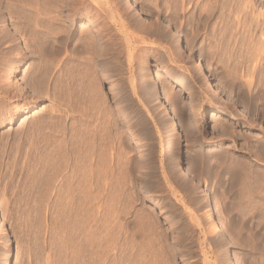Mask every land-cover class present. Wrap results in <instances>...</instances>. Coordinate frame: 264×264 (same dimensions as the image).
<instances>
[{"label":"rangeland","instance_id":"obj_1","mask_svg":"<svg viewBox=\"0 0 264 264\" xmlns=\"http://www.w3.org/2000/svg\"><path fill=\"white\" fill-rule=\"evenodd\" d=\"M108 1L101 5L119 1L121 13L102 34L120 55L107 53L101 84L91 85L89 103L81 98L95 131L106 132L88 151L90 185L96 190L107 172L106 186L76 211L70 206L85 199L76 192L73 201L65 182L69 97L30 85L39 55L30 54L22 25L13 22L11 1L0 3V84L9 92L0 94V264H227L225 254L236 264H264V0ZM74 18L73 42L61 43L48 65L41 61L50 77L69 60H84L88 30L98 34L92 19ZM194 62L236 108L208 87ZM15 63L19 86H10L6 71ZM150 64L179 122V142L147 86ZM209 105L235 119L207 118ZM180 149L188 176L177 166ZM203 191L223 233L202 216Z\"/></svg>","mask_w":264,"mask_h":264},{"label":"bare ground","instance_id":"obj_2","mask_svg":"<svg viewBox=\"0 0 264 264\" xmlns=\"http://www.w3.org/2000/svg\"><path fill=\"white\" fill-rule=\"evenodd\" d=\"M0 1H1L0 3H2V0H0ZM8 1H11V2H9L10 7L8 4V8L11 9V7H12L13 16H12V11L10 9L9 10L11 12L12 18H14L13 22H16L17 24L22 25V26L18 25V26H20L19 30L22 27V32H24L23 36L26 37L27 46L29 47V49L31 51L30 54H35V55L38 54L39 55V56L37 55L38 56L37 59H39L40 61L38 60L39 62L36 64L34 62L35 66L33 69H31L32 71L30 70L31 71L30 75H29L30 76V80H29L30 85H32L34 87L36 92H42V91L48 89L49 90V91L47 90L49 92L48 94L52 97H55V98H60L61 96L63 97V93L60 96L61 90L63 92H66L65 93L66 96L68 95V97H69L66 104L70 106L71 112L63 115V117L65 120H66V118L69 120L70 127H71L69 129V131H72L69 134V137H67V140H69L67 152L68 153L70 152L69 155H71L70 161L72 162V164L69 167L70 172L68 171L69 173L66 175L65 182L68 180V182L70 183L68 185H70L72 187V189H71L72 193L70 196L72 198V200H73V198H76L75 197L76 192H78L77 194L80 193V196L82 195L83 198L85 199V201H83L84 203L81 201V203H83V205L80 202L77 203V204H79V206H76L77 205L76 203H75V205H73L72 203H69V206L72 204V206H70L71 209L73 210L75 208H78V209L80 208V209L86 210V209H88V205H89V202H87V198H89V196L91 194H93L94 190H95V189L93 190L91 188L92 185H90V183L92 181V173H90V172H92L91 168H92V166H94V165H92L94 161H92L90 159H92V157L94 156V154H93L94 152L90 153L88 151H89V149H92V148L94 149L95 146L100 147V144L103 143V137H104V135H106V132L104 134H102L98 128H97L98 131H95L94 127L96 128L98 126L97 125L94 126L93 119H95V118L93 117V115L91 113L90 106L86 105V101L82 102L81 98L83 100L85 98L88 99L87 101L89 103V100L91 99V96L94 92V90H92L91 85L93 86V84H94V86L96 87L99 85L98 83L101 84V82H99L100 81L99 79L101 78L102 73L105 72L106 60H109L106 58L107 53L111 52V51L114 52L115 58H118V56L120 55L119 54L117 56L118 50L115 47L116 43H114L113 41L112 42L109 41V39H107L106 36H104V34H102L105 30H107L106 27H108V28L111 27L110 25L108 26V22L111 21L112 23H115L116 16H118L121 13L120 12L121 6L119 5L120 2L118 1V3L113 2L110 4H106L109 1L104 0V1H106L105 4L107 5V6L106 5L104 6L103 4L101 5V1H103V0H100V4L98 3L99 0H8ZM75 16H86L87 18L92 19L95 26H99L98 34L97 35L94 34L91 31L92 28L90 31L88 30L89 33H88V35H86V37L88 36V38H86V39H88V41L85 42L84 46L83 45L81 46L85 51L89 52V55L85 56L84 60H81L80 62L75 64L74 61H72L73 59H71V60H69L70 64L68 63L67 66L62 65L61 69L59 67L60 70H58L59 72L57 73V75L54 76V74H53L52 77H50V74H49L50 72L48 73V71L49 70L51 71L52 69L51 68L49 70L47 69L48 70L47 71L46 68L51 67V66L46 67L45 70L43 69L44 67H42V66L45 63H46L45 65H48V61L50 62V60L52 59L50 56L57 54L56 52L58 50H60L59 46L61 43L62 44L63 43H65V44L69 43L70 44L73 42L74 37H75L76 32H77V30L73 27L74 26L73 24L75 23V18H74ZM86 28H88V27H86ZM20 33H21V31H20ZM81 33H83V32H81ZM7 36H6V34H4L1 38H6ZM6 39H8V38H6ZM23 39H24V37H23ZM128 42H131V41L128 40ZM30 47H32V48H30ZM58 47H59V49H58ZM33 57H35V56H33ZM46 57H50V59H48ZM45 59L46 60L48 59V61L46 62ZM42 60H44L45 62L43 61L44 64L41 66ZM16 63H20V62H16ZM16 63L11 64L10 68H8L9 71H6V72H8L7 73L8 79L6 78V81L8 82V84L10 86H19V84L17 82L13 83V79H15V77H16L15 73L19 69L18 68L19 64H16ZM66 63H67V61H66ZM50 65H51V63H50ZM152 66L153 65L150 64L149 66H146L145 70H144V75L147 77V86H149V88H151L153 97H155L159 100L160 109L162 111V117L167 122V125L169 127V131L175 136V140H178V142H179V140H180L179 122L176 121V119L174 118V115L172 114L170 107H168L166 101L163 98L164 96L161 95V92H158V90H159L158 89V80L154 76ZM193 67L196 68L197 73L199 74V76L202 77L203 81H205V83L208 84L209 88H211L214 92L221 95L225 99V103L228 104L231 108L232 107L236 108V102L234 101L232 96L225 89H223L218 84V82H216V80L211 76V74H209L203 68V66L201 64L194 62ZM52 72H54V71L52 70ZM0 74H2V73H0ZM1 78H2V76H1ZM1 82H2V80H1ZM5 86L3 85L4 88H5ZM3 87H2V83H1L0 84V94L1 95H3L2 94V92L4 90ZM6 91H7V93H9L7 89H6ZM11 94L12 93L10 92V95ZM1 98L2 97H0V99ZM3 98H5V97L3 96ZM33 100L34 99L32 98V100H30V102H32ZM79 102H81V104ZM63 103H61V105ZM82 103H84L85 106H87V107L82 106L83 105ZM78 104H80V105H78ZM0 105H2V104L0 103ZM213 113H220L219 115L221 117H223L224 119L225 118L235 119V116H233L232 114H226L224 112H221L215 106L209 105L205 110V114H206L207 118L210 117V115H213ZM221 117H220V119H221ZM223 118H222V120H223ZM117 120L119 121V119H117ZM209 122L210 121H207V123H209ZM116 125H117V123H116ZM118 125H120V124H118ZM131 135H132V137H134L133 134H131ZM134 143H137V142H134ZM134 147L135 148H141L142 144H135ZM96 150H97V148H96ZM54 151L56 152V150H54ZM88 153L90 154V156L93 155L90 159H89ZM183 155H184V150L180 149L179 154L177 155V158H176L177 166L179 168L181 167L183 169V173H185L188 176L189 173H188V170L185 166V163L183 162V159H184ZM143 156L145 157L146 155H143ZM83 159H85V162L83 163L84 166L81 168L83 170H81L79 168L82 166L81 162L83 161ZM93 159H94V157H93ZM79 162H80L81 166L78 164ZM76 165H79V167ZM77 169H78V171H77ZM89 169H91V170L89 171ZM79 170H81L82 172H80ZM106 173L103 172V173H101L102 175H100V173H99L100 177L97 176L98 177L97 179L99 180V182L97 179L96 180L98 183H100V185H98V188L96 190H98L99 187H100V190H102V188L104 189V187L106 186V184H105L106 179H107L106 178L107 176H105V175H107ZM94 174H95V172H94ZM65 182H63V183H65ZM65 185L67 186V184H65ZM101 185L102 186L104 185V186L102 187ZM96 190H95V192H97ZM100 190H99V193H100ZM57 196H58V194H57ZM59 196H60V194H59ZM200 201H201V205H202V211H201L202 216L205 218V220L209 224V227L218 233H223L221 231V228H220L221 226L217 220V217L215 216L214 211L211 207V198L206 191H203ZM68 202H70V200ZM75 202H76V200H75ZM80 204H81V206H80ZM75 211H76V209H75ZM3 227L0 228V236L4 237V239H5L6 238L5 237V230ZM146 250H148V249H146ZM127 251H129V250H127ZM224 251H227V250H224ZM142 255H144V254H142ZM225 256L224 257L229 262L227 264H236V260H234V258L232 256L227 255V254H225ZM110 264H114V263H110Z\"/></svg>","mask_w":264,"mask_h":264}]
</instances>
